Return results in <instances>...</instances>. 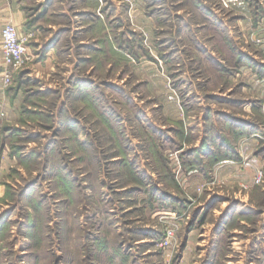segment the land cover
<instances>
[{"label":"rangeland","instance_id":"rangeland-1","mask_svg":"<svg viewBox=\"0 0 264 264\" xmlns=\"http://www.w3.org/2000/svg\"><path fill=\"white\" fill-rule=\"evenodd\" d=\"M8 23L0 264H264V0H0Z\"/></svg>","mask_w":264,"mask_h":264},{"label":"built area","instance_id":"built-area-1","mask_svg":"<svg viewBox=\"0 0 264 264\" xmlns=\"http://www.w3.org/2000/svg\"><path fill=\"white\" fill-rule=\"evenodd\" d=\"M2 52L0 60L7 66L18 68L27 59L28 41L30 34L21 35L13 24H6L0 30ZM10 73L5 72V79L9 80Z\"/></svg>","mask_w":264,"mask_h":264},{"label":"crops","instance_id":"crops-1","mask_svg":"<svg viewBox=\"0 0 264 264\" xmlns=\"http://www.w3.org/2000/svg\"><path fill=\"white\" fill-rule=\"evenodd\" d=\"M16 26V25H15ZM17 27V26H16ZM18 29V28H17Z\"/></svg>","mask_w":264,"mask_h":264}]
</instances>
